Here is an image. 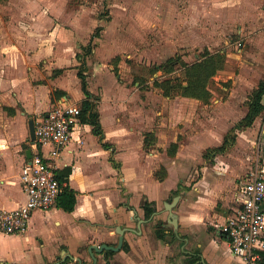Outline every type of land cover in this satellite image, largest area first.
I'll return each mask as SVG.
<instances>
[{
	"label": "rangeland",
	"instance_id": "1",
	"mask_svg": "<svg viewBox=\"0 0 264 264\" xmlns=\"http://www.w3.org/2000/svg\"><path fill=\"white\" fill-rule=\"evenodd\" d=\"M33 13L43 17L37 28L47 33L56 31L61 43L72 40L77 53L71 69L77 81L67 75L65 83L68 87L71 83L68 89L74 99L84 95L78 77L81 70L95 97H105L102 110L106 126L111 128L113 121L108 103L128 128L144 131L153 114L157 125L162 120L173 124V129L168 128L169 123L164 126L161 146L157 143L151 150H142L145 154L161 153L165 158L178 156L183 190L207 172L223 176L234 194L248 173L264 170V110L252 125H238L249 110L253 92L264 80V0H0V31L32 27L24 18ZM206 49L226 53V67L209 84L212 98L208 103L182 95L166 96L154 84L160 78L184 77L181 64L172 73L155 71L156 66L172 57L196 62ZM31 118L25 122L28 130ZM226 137L232 142L227 150L213 159L206 158L208 150L221 146ZM126 139L129 141V137ZM173 139L179 141L176 155L168 152ZM131 141L129 145L134 147L128 155L135 157L138 140ZM177 176L172 169L166 185L173 184ZM157 186L154 184V192H159ZM208 233L209 239L216 241L219 232L214 226ZM15 235L0 231V253L10 252L11 259L18 258L16 252L12 253L16 245L9 243ZM32 245L28 243V251L23 254L30 262L36 255ZM185 249H189L187 244ZM219 250L232 264L258 262H239L226 243ZM182 254L180 251L179 256L184 257ZM4 255L0 264H14ZM64 262L71 263L67 258ZM76 262L79 264L78 260L72 264Z\"/></svg>",
	"mask_w": 264,
	"mask_h": 264
},
{
	"label": "crops",
	"instance_id": "2",
	"mask_svg": "<svg viewBox=\"0 0 264 264\" xmlns=\"http://www.w3.org/2000/svg\"><path fill=\"white\" fill-rule=\"evenodd\" d=\"M42 18V15L33 13L24 18L31 21L32 27L0 31V209L16 208L26 199L21 171L29 159L27 150L31 148L33 154L35 147L26 120L29 117L36 120L48 113L53 104L54 90L65 92L58 102L69 101L82 106L86 99L83 90L84 95L74 99L68 89L71 83H68L69 87L65 83L67 75L77 81L76 73L71 69L73 55L75 57L77 53L72 40L69 39L67 44L61 43L56 31L47 33L37 28ZM57 69L63 71L55 74ZM91 93L104 138L94 132L91 123L81 119V124L57 158L59 170L72 169L68 183L77 192L75 209L66 211L55 204L48 211H35L28 231L10 237L9 243L16 245L12 253L16 252L18 258L11 259L10 252L6 250L0 253V257L5 254L9 263L14 264H51L68 253L89 263L93 261L89 246L102 243L116 245L119 241L117 229L121 227L130 250L122 249L113 254L111 264H186L187 253L196 251H200L201 259L207 264H232L233 261L223 257L219 250L226 243L229 253L235 257L229 240L221 238L219 228L232 215L229 210L235 213L236 207V192L233 194L225 178L205 172L192 187L183 190L179 181L184 177L178 169V156L171 159L158 152L145 154L142 150L147 131H154L160 141L157 142L159 146L163 144L162 131L169 122L162 120L157 125L153 114L149 115L148 128L144 131L128 128L115 107L105 103L110 111L108 115L113 119L110 128L103 118L105 97L96 98L94 91ZM9 108H14L15 112L10 113ZM170 127L173 129L172 123H169ZM127 137L130 143L131 138L138 140V155L135 157L128 155L134 145H129ZM50 149L51 146L47 147L46 153ZM164 168L167 175L160 178L156 172ZM172 169L178 176L173 184L166 185ZM154 184L158 185L159 192H154ZM179 188L181 199L175 212L179 216L181 237L176 235V240L166 243L156 235L155 226L160 222L167 223L169 212L165 202L174 197L176 194L173 192ZM146 200L156 202V211L150 218H146L143 208ZM210 226L219 232L216 241L209 239ZM28 243L33 244L36 253L32 262L23 257L28 251ZM186 244L189 249H185ZM180 251L184 257L179 256ZM261 252L264 250H259L257 264L263 259ZM97 257L99 264L105 262L103 253H97ZM68 260L71 261L69 264L75 261L70 256H67ZM238 261L248 263L240 258Z\"/></svg>",
	"mask_w": 264,
	"mask_h": 264
},
{
	"label": "built area",
	"instance_id": "3",
	"mask_svg": "<svg viewBox=\"0 0 264 264\" xmlns=\"http://www.w3.org/2000/svg\"><path fill=\"white\" fill-rule=\"evenodd\" d=\"M81 114L76 103L59 101L35 120V150L21 171L26 199L16 208L0 209L4 233L25 234L35 211H48L57 203L63 189L57 176V158L81 124ZM235 201V213L219 228L227 235L233 254L250 263L260 257L258 250H264V170L247 174Z\"/></svg>",
	"mask_w": 264,
	"mask_h": 264
},
{
	"label": "trees",
	"instance_id": "4",
	"mask_svg": "<svg viewBox=\"0 0 264 264\" xmlns=\"http://www.w3.org/2000/svg\"><path fill=\"white\" fill-rule=\"evenodd\" d=\"M91 47H88L90 50ZM181 64L184 70V77L172 78H160L154 81V84L163 90L166 96H177L182 95L185 97H191L203 100L208 103L212 98V92L209 88L213 77L226 67V53L219 50L212 52L210 50H205L201 55V58L193 63H187L181 61L178 57H172L168 59L165 63H162L155 67V71L163 70L166 73H172L176 71V65ZM62 69L55 70V74L62 72ZM78 76L81 79V87L86 95V99L82 102V114L81 119L85 122H89L94 126V132L104 138V131L99 117V112L97 110L96 103L94 101V96L88 89L87 78L82 74L81 70L78 72ZM65 92L57 89L52 92V100L62 97ZM97 98V97H96ZM264 80L259 83L258 88L253 92L252 100L249 105V110L246 116L242 119L238 125L250 126L253 124L257 116L264 110ZM10 113H14V108H9ZM144 148L151 150L155 144L158 142V138L154 131H147L144 134ZM231 136V135H229ZM235 139V137H234ZM232 144L229 142V138L226 137L224 143L219 147H214L208 150L205 155L206 158L213 159L218 153L225 152L227 148ZM108 146L109 144H106ZM179 147V141L176 140L170 144L168 147V152L171 155H176ZM72 169L66 167L62 170L57 169V176L62 184V192L58 197L56 206L65 209L66 211H73L77 203V192L72 189L68 183L69 176ZM157 176L164 178L167 175V170H159L156 172ZM180 189L174 191V194H180ZM143 208L145 210L146 218H150L156 211V202L146 200L143 203ZM212 229V228H211ZM155 232L158 238L162 239L166 243H172L177 239L176 234L173 229L165 227L161 223H157L155 226ZM221 238L228 240L227 235L220 230ZM123 250H130V245L127 241H124ZM116 252L113 250H105L103 252L105 256V262L103 264H111L110 257ZM200 251L194 253H187L188 258L186 264H204L201 261ZM262 258L259 260L260 264H264V252H261ZM76 264H78L76 262Z\"/></svg>",
	"mask_w": 264,
	"mask_h": 264
},
{
	"label": "water",
	"instance_id": "5",
	"mask_svg": "<svg viewBox=\"0 0 264 264\" xmlns=\"http://www.w3.org/2000/svg\"><path fill=\"white\" fill-rule=\"evenodd\" d=\"M29 126H30V137L33 141H35L36 134H35V120L34 119H30ZM27 157L28 158L32 157V149L31 148L27 150ZM180 199H181V194H177L176 196H174V198L172 200L170 199V200L165 202V207H166L167 211L169 212V215H168L167 223L163 224L164 226H172L175 234L178 237H181V234L179 232V216L175 212V207L177 206ZM117 231L119 233V241L116 245L115 244H109V243H102V244H91L89 246L88 250H89V252L93 258V262L83 263L82 258L74 257L68 253H65L64 257L60 261H56V262L51 263V264H60V263L65 261L67 256H70L71 258L78 260L79 264H97L98 260H99L97 257V253H103L105 250H113L115 252H118V251H121L123 249V244L125 241L124 229L121 227H118ZM185 240L187 242V239H185ZM201 261H203L204 264H207V263H205L203 258L201 259Z\"/></svg>",
	"mask_w": 264,
	"mask_h": 264
},
{
	"label": "flooded vegetation",
	"instance_id": "6",
	"mask_svg": "<svg viewBox=\"0 0 264 264\" xmlns=\"http://www.w3.org/2000/svg\"><path fill=\"white\" fill-rule=\"evenodd\" d=\"M176 196V195H175ZM174 197L171 198V200L173 199ZM161 224H164L165 222H160ZM166 227V226H165ZM170 229V228H169ZM173 229V227H172ZM174 230V229H173ZM175 233V232H174ZM111 261V260H110Z\"/></svg>",
	"mask_w": 264,
	"mask_h": 264
}]
</instances>
